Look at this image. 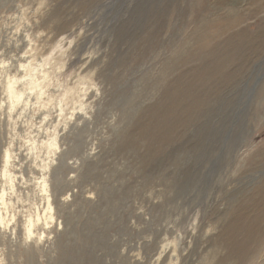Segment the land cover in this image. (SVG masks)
Segmentation results:
<instances>
[{
  "label": "rangeland",
  "instance_id": "obj_1",
  "mask_svg": "<svg viewBox=\"0 0 264 264\" xmlns=\"http://www.w3.org/2000/svg\"><path fill=\"white\" fill-rule=\"evenodd\" d=\"M41 59L45 94L0 108V166L12 149L31 197L51 162L60 207L5 264H264L239 231L264 205V0H0V101Z\"/></svg>",
  "mask_w": 264,
  "mask_h": 264
},
{
  "label": "bare ground",
  "instance_id": "obj_2",
  "mask_svg": "<svg viewBox=\"0 0 264 264\" xmlns=\"http://www.w3.org/2000/svg\"><path fill=\"white\" fill-rule=\"evenodd\" d=\"M235 1L238 2L239 0ZM35 60H33V62ZM19 68L21 69V73H18L15 70L16 72H14V74H11L10 71L5 69V72L3 74L5 76V85L3 86L6 93V101L3 102V99L2 101H0V108H4L8 114H11L19 105L26 107L28 105L30 95L34 94L35 96L39 97L44 95L45 88H47L49 85V73L45 70L46 66L44 69V60L41 59L40 63H37V67H32L30 62H27V64L20 63ZM71 90L72 89L66 90L63 96L66 97ZM62 101L63 100L60 99L58 105H60ZM46 103H48V101ZM82 107L83 104L79 103V111L82 110ZM59 113V115H63L62 106H60ZM56 135V128L53 127L52 134L46 139V141L39 142L46 146V148L48 149L47 154H51V149H53V154L54 151L56 152V150H58ZM30 145L32 146L31 149L35 150V140H32L30 142ZM11 150L7 147L1 154L2 163L0 166V181L2 185L0 186V264H5L6 260V254L3 249L4 245H2V241L5 240V238H7V240L10 242H15L17 238L20 240L19 242L22 243L32 241L33 244H37L41 242L48 234L46 233V230H48L50 228V225H52L55 221V215L57 211L53 206L56 205L60 207V205L57 204L54 199H51L52 195H49L50 187L48 185V180L44 175L46 171L49 170L51 162L43 163L42 165L40 164L42 169V171L40 172H42V175H40V177L37 178L36 181L38 194L35 193V195H32L30 197L28 191L22 193L24 190H27L28 187L25 185L24 174L22 173V171L18 173L19 175H16V170L14 169L15 159L11 153ZM257 191L261 199L255 201L254 205L261 206V204L264 202V181ZM53 192H55V189H53ZM25 202H27V205H24ZM20 208H22V210H19ZM263 212L264 205H262L261 209L258 210L251 218V224H253L251 229H248L246 226L239 227V231L243 234L244 241L255 242L259 240L258 238L262 239L264 237V221H261L262 219L260 218ZM254 225H256V227ZM234 227L237 228L238 226ZM245 249V243H241L235 246L234 252L235 254H238L237 259H244L246 257L247 251Z\"/></svg>",
  "mask_w": 264,
  "mask_h": 264
}]
</instances>
